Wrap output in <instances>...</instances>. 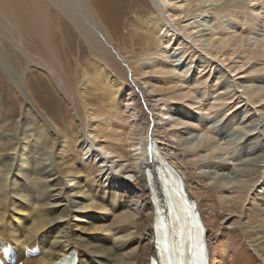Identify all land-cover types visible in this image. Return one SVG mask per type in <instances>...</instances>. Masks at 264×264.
Wrapping results in <instances>:
<instances>
[{"label": "bare ground", "instance_id": "obj_1", "mask_svg": "<svg viewBox=\"0 0 264 264\" xmlns=\"http://www.w3.org/2000/svg\"><path fill=\"white\" fill-rule=\"evenodd\" d=\"M149 1L129 28L131 0H0V68L25 109L0 101V246L39 245L24 264H149L154 145L198 204L209 264H264V0Z\"/></svg>", "mask_w": 264, "mask_h": 264}, {"label": "snow or ice", "instance_id": "obj_2", "mask_svg": "<svg viewBox=\"0 0 264 264\" xmlns=\"http://www.w3.org/2000/svg\"><path fill=\"white\" fill-rule=\"evenodd\" d=\"M158 246L164 264H207L205 245L199 240L198 234L189 232L186 240L183 229L175 235L166 233L162 235Z\"/></svg>", "mask_w": 264, "mask_h": 264}, {"label": "rangeland", "instance_id": "obj_3", "mask_svg": "<svg viewBox=\"0 0 264 264\" xmlns=\"http://www.w3.org/2000/svg\"><path fill=\"white\" fill-rule=\"evenodd\" d=\"M131 1H132L133 5H134V8H133L134 9V13L131 15V17H129V15H128V18H129V26L128 27L129 28L131 27V25H134L136 23V15L142 14L144 11H146V12L147 11H151L153 9L152 8V5H151V3H150L149 0H131ZM127 30H129V29H126V31ZM66 34H67V37L69 38V41L71 40V43L76 44V43H79L80 42L79 41V38H77V36L75 35V33L72 31V29L70 27L68 28V32H66ZM59 40L60 39L57 38L55 40L56 41L55 43H58V44L61 43ZM3 44H4V47H5V50L6 51L7 50L9 51L10 49L7 48L9 46H6L5 43H3ZM75 52H76V49H75ZM82 60H85V54L83 55ZM31 73L30 72L27 73L28 74V77H30L31 75L32 76H37L39 72L37 71L36 68H34L33 69V72H31ZM14 93H15V90H14V86L12 85V82L6 76V74L4 73V71L0 68V101L3 104L5 111L7 109L9 110V111L7 110L6 112L9 113V112H11V111L14 110L16 116L18 117L17 119H19L20 116L23 114V112H24L25 109H21V107L19 105V99L17 100V96ZM5 107H7V109ZM185 121H187V119H185ZM187 127L189 128V126H187ZM250 127H251V125H250ZM223 130L225 132L227 131L225 127L223 128ZM230 130H231V128H230ZM230 132L233 134L232 130ZM226 135H229L228 134V131L226 132ZM239 146H244V145L239 144ZM239 146H238V148H235L236 151H237V149H239ZM250 151H251L250 152V155L253 156V154L255 153V149H251ZM205 171L207 172V171H209V169H206ZM262 199L264 200V193H263ZM262 199H260L258 201V203L263 207L264 206V201Z\"/></svg>", "mask_w": 264, "mask_h": 264}]
</instances>
